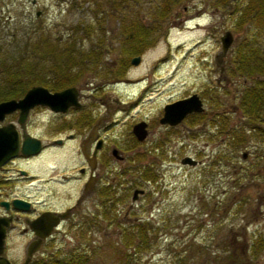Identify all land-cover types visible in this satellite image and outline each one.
Instances as JSON below:
<instances>
[{
  "label": "rangeland",
  "instance_id": "rangeland-1",
  "mask_svg": "<svg viewBox=\"0 0 264 264\" xmlns=\"http://www.w3.org/2000/svg\"><path fill=\"white\" fill-rule=\"evenodd\" d=\"M147 1L129 0L127 5L124 2L125 7L112 13L105 8V12L93 11L91 0H0V24H4L0 25V35L5 38L0 41V57L12 52L24 55L26 51L33 65L29 68L43 73L49 60H33L31 48H22L25 43L31 47L41 34L47 41L60 38L64 45L70 41L69 36H87L85 32H73L71 27H102L104 40L96 68L107 69V73L114 71L120 55V10L122 20H149L152 2ZM248 1L232 0L231 9L229 2L218 6L214 0L181 1L164 16V27L160 22L156 43L139 54L137 64L128 63L121 75L108 73L104 77L93 67L85 66L78 89L81 102L94 106L88 116H98L102 125L99 136L105 139L108 149L104 182L114 190L110 193L114 203L105 198L100 207L104 216L98 219V227L94 225L79 233L75 228L70 231L71 226L67 225L66 235L48 241L29 264L46 256L64 257L80 251L88 253L85 264H127L122 257L129 248L120 244V228L139 220L158 225V231L149 238V248L135 254L130 264H264V249L254 257L248 252L251 240L264 237V139L250 137L245 131L242 145L231 147L227 135L216 130L221 116L229 127L245 123L238 106L239 96L253 84L254 76L238 73L232 57L239 40L252 35V23L246 21L238 28L236 22V9H242ZM182 5L187 10L183 11ZM197 9L201 11L196 13ZM184 17L187 18L182 20ZM15 27L20 31L12 40L9 34L15 32ZM34 27H39L37 35H33L37 39L25 41L22 28ZM225 30L231 32L232 42L223 61L216 64L215 56L221 49L219 38ZM257 39L259 46L264 45L263 36ZM89 42L83 39L80 49H87ZM190 93L202 100V117L192 124L185 118L174 126L158 123L163 103ZM139 121L146 123L143 141L135 140L131 133V125ZM73 145L67 156L70 163L77 156ZM111 145L119 149L121 160L109 154ZM243 152L246 156L241 158ZM257 154H261L260 159ZM186 155L198 164H180ZM207 163L213 164L210 170ZM148 167L156 176L151 180L143 176ZM235 176L242 177L238 190L232 186ZM133 188L143 192L131 201ZM238 191L243 201H237V195L234 198ZM209 197L210 201L225 199L228 210L207 213L208 208H201L199 200ZM238 203L241 207L235 210ZM88 205L93 211V204ZM19 242H9L13 251L8 255L15 264L24 258Z\"/></svg>",
  "mask_w": 264,
  "mask_h": 264
},
{
  "label": "flooded vegetation",
  "instance_id": "flooded-vegetation-1",
  "mask_svg": "<svg viewBox=\"0 0 264 264\" xmlns=\"http://www.w3.org/2000/svg\"><path fill=\"white\" fill-rule=\"evenodd\" d=\"M158 1L163 10L161 23L163 22L164 27V7L167 8V16L168 11L176 3L184 0L147 2H152L153 5ZM214 1L216 4L213 2L212 4L218 6H224L229 2L228 8L231 9L232 0ZM182 10H187V7L182 5ZM200 11L201 9H197L196 13ZM159 25L158 23V26L154 27H160ZM97 61H100V58ZM215 61L222 62L223 57L216 55ZM36 74L47 80H52L54 76V73ZM46 83L50 85V82ZM79 85L80 80L75 85L67 86L76 88L78 106L55 110L48 105L34 104L25 112L20 108L7 112L0 120V127H8L9 132L14 134L10 138L12 143L6 147L16 148L13 154L0 160V231L3 232L0 255L6 257L11 264L15 263L8 255L12 247L9 246L10 240L20 241V250L24 253V258L30 244L37 241L36 249L30 254V261L27 263L29 264L36 260L34 257L44 249L48 241L66 235L67 225L71 226L70 231L75 228L74 230L79 233L87 231L96 222L98 227L100 223L98 219L104 216L103 210H100L102 203L105 198L108 201L112 200L110 193H114V190L110 188L111 185L106 186L104 182L103 169L108 149L105 139L99 136L102 125L98 116L96 118L88 116V110H93L94 106L81 102ZM30 86H41L49 92L67 88L53 89L41 81ZM163 107L164 103L161 115ZM132 125L133 138L143 141L146 135L142 140H138L132 132ZM6 138L8 136H4L3 139L0 137L2 150L5 148ZM36 141L38 148H33ZM71 145L76 148L77 156L75 161L70 163L67 156ZM113 148L116 147L113 145L109 147V154L114 159L121 160L112 155ZM117 151L119 156V149ZM134 189L136 188L132 191ZM89 202L94 208L91 212Z\"/></svg>",
  "mask_w": 264,
  "mask_h": 264
},
{
  "label": "trees",
  "instance_id": "trees-1",
  "mask_svg": "<svg viewBox=\"0 0 264 264\" xmlns=\"http://www.w3.org/2000/svg\"><path fill=\"white\" fill-rule=\"evenodd\" d=\"M91 1L95 5L93 11L101 12L105 8L106 11L107 9H111V12L113 13L115 9L117 11L119 7L120 9L125 7L129 0H120V2L118 0ZM118 4L119 6H116ZM166 9L167 8L164 7V16L167 13ZM120 11L123 16V11ZM162 11L163 10L160 8V2L158 1L157 4L151 6L148 14L150 15V19L147 22L142 20L141 17L128 18V21H126V19L122 20V16L118 18L120 26L118 27V30L121 36V39L118 41L120 55H118L115 61L116 68L114 71L111 69L108 73H112L115 76L121 75L126 69L131 57L139 55L143 50L156 43L160 30L159 27H154V25L158 26V23L160 24L163 16ZM236 11H239L236 15V22L239 26L238 28H241V25L246 21L252 23L254 27H249V30H253L252 32L250 31L252 33L251 36H243L237 43L236 50L232 57L233 66L238 73L254 77L252 78L253 84L247 86L239 96L238 106L243 111L245 123L239 124L235 127H229L227 122H225L224 118L221 116L216 124L217 132H223L227 135L226 141H229L231 147L242 145L245 131L249 132L248 136L250 137L258 138L260 140L264 139V119L262 118L264 113V45L259 46L256 43V41L259 42L257 38L260 36H263L264 40V0H249L242 9L237 8ZM97 24L98 21L96 25ZM0 25L4 24L1 23ZM75 26L77 25L75 24ZM38 29L39 27L28 28V30L22 28V30H24L23 38L25 41L30 40L31 38L37 39L38 36L33 35L37 33ZM14 30L15 32L13 31L9 34L12 40H15L14 36L20 31L18 27H15ZM71 30L73 32H85L87 36H69V38L71 37L70 41H67V44L64 43V45H62V42L59 41L60 38H56L53 41H47L48 39L41 36L39 33L41 39L32 42L31 47L26 43L22 46L24 49L31 48L30 54H32L33 60H35V58L39 59V62L49 60L47 69H44L43 72L54 73L52 80L42 78L43 76L38 77L36 74L37 72L33 71L35 68H29L30 65H33L25 50L24 55L23 53L16 54L12 52L5 57H0V101L9 98H18L26 91V89L31 87L30 85L40 81L47 86L48 84L46 82H50L49 86L53 89L75 85L76 82L79 81V78H81V73L85 70V66H88L89 68L93 67L97 73L107 77V69L100 68L103 71L100 73L101 70L96 68L98 64L97 60L102 53L101 45L104 40V28L99 27V29L96 30V28L93 29L92 27L90 29H86V27H71ZM40 32L42 31L40 30ZM85 38L90 41V45L87 49H80L82 40ZM4 39L0 35V41H3ZM75 66H78L79 68L74 70L73 67ZM203 115L204 112L192 113L187 115L185 119L192 124ZM209 122L211 125L214 123V121ZM257 155L258 158H261V154ZM206 167L210 170L213 167V164L207 163ZM243 173L246 174V170L245 172L243 171ZM143 176L145 179L149 178V180L156 177L154 171L150 169V167L145 169ZM241 185L242 177L235 176L233 178V188H237L238 190ZM239 193L240 191L236 192L234 198L238 197L239 200L237 201L240 202L243 201V197L239 195ZM111 201L114 203L113 199ZM199 201L201 208H208L207 213L210 212L216 214L228 210V203H224L225 199H221V201H210L209 197V199L201 198ZM233 203L234 202H232V204ZM235 207L237 209L240 208L241 203L234 205V208ZM235 210L233 213H235ZM106 213L107 211L105 212V216L107 217ZM112 221H114V219ZM218 224H220V221H218L217 225ZM162 225L163 224L161 223V226ZM157 228L158 225H153L148 220L131 222L128 227L120 228V244L127 249L129 248L124 251L122 257L127 264H130L135 254H140L141 251L149 248L151 242L149 238L151 239V235L158 231ZM248 248L251 257L257 256V254L264 249V237L258 236L251 240ZM92 249L93 248H90L91 251ZM80 252L81 253L76 252L64 257L46 256L44 259H40L36 264H85L88 253H85V251ZM238 256L241 257V254L239 253ZM172 264H175V262ZM176 264H178V262ZM179 264L183 263L180 262Z\"/></svg>",
  "mask_w": 264,
  "mask_h": 264
},
{
  "label": "water",
  "instance_id": "water-1",
  "mask_svg": "<svg viewBox=\"0 0 264 264\" xmlns=\"http://www.w3.org/2000/svg\"><path fill=\"white\" fill-rule=\"evenodd\" d=\"M39 11H36V15H38ZM220 40V53L219 57L221 58L226 50L228 49L231 41L232 35L229 30H225L223 34L219 38ZM139 56H133L130 59V64H137L139 61ZM216 63H218L216 61ZM221 70V68H220ZM34 104H43L48 105L52 109L55 110H65L68 106H78V100L76 98V88L75 87H67L60 91L49 92L47 89L41 86H32L28 88L22 97L19 98H9L6 100L0 101V120L3 115L7 112H10L16 108H20L21 111L25 112L30 106ZM203 106L200 98L196 93H191L190 95L176 99L174 101L168 102L164 104L163 113L158 118V122L160 124H166L169 126L177 125L187 114L191 112H202ZM132 132L138 140H142L146 135L145 122L139 121L132 125ZM14 134L9 132L8 127H0V137L3 139L4 136H8L5 139L4 145L5 148L2 150V142L0 141V160H3L13 154L16 151L15 149H9L6 146L12 143L10 138ZM7 141V142H6ZM14 143V142H13ZM38 142L33 143V148H38ZM117 149L113 148L111 153L116 158H121V156L117 154ZM246 153L243 152L240 154L241 158H244ZM180 164L182 165H196L198 161L193 159L190 156H183L180 159ZM142 189H134L131 194V200H135L138 193H142ZM3 232L0 231V253L2 250V240ZM36 243H31L27 250V255L22 262V264H26L29 261L30 254L33 250L36 249ZM0 264H10L7 258L0 255Z\"/></svg>",
  "mask_w": 264,
  "mask_h": 264
},
{
  "label": "bare ground",
  "instance_id": "bare-ground-1",
  "mask_svg": "<svg viewBox=\"0 0 264 264\" xmlns=\"http://www.w3.org/2000/svg\"><path fill=\"white\" fill-rule=\"evenodd\" d=\"M128 83H132L131 81H128Z\"/></svg>",
  "mask_w": 264,
  "mask_h": 264
}]
</instances>
